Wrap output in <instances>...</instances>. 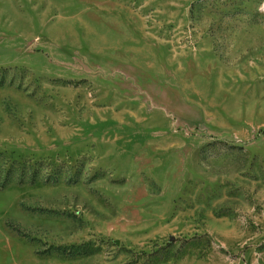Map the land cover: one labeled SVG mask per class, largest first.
I'll use <instances>...</instances> for the list:
<instances>
[{
    "label": "rangeland",
    "instance_id": "obj_1",
    "mask_svg": "<svg viewBox=\"0 0 264 264\" xmlns=\"http://www.w3.org/2000/svg\"><path fill=\"white\" fill-rule=\"evenodd\" d=\"M0 264H264V0H0Z\"/></svg>",
    "mask_w": 264,
    "mask_h": 264
}]
</instances>
